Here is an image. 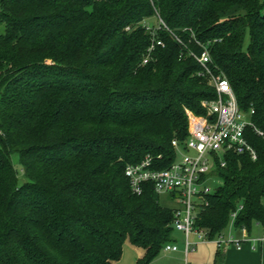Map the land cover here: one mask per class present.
Masks as SVG:
<instances>
[{"label":"trees","instance_id":"1","mask_svg":"<svg viewBox=\"0 0 264 264\" xmlns=\"http://www.w3.org/2000/svg\"><path fill=\"white\" fill-rule=\"evenodd\" d=\"M156 16L167 28L148 31ZM203 46L262 131L247 132L255 159L216 160L194 221L213 239L233 212L234 229L264 226V4L0 0V264H119L125 245L149 264L174 241V207L150 184L133 193L124 167H167L188 112L206 113L216 93L189 55Z\"/></svg>","mask_w":264,"mask_h":264},{"label":"built area","instance_id":"2","mask_svg":"<svg viewBox=\"0 0 264 264\" xmlns=\"http://www.w3.org/2000/svg\"><path fill=\"white\" fill-rule=\"evenodd\" d=\"M155 18L157 20L155 27L150 26L148 22L144 23L148 31L152 32L156 27L167 28L159 16ZM155 43L162 44L158 39ZM152 48L153 45L148 48V53ZM202 48L199 54L189 52V55L200 65L197 75L205 78L216 93L213 99L202 101L206 113L195 115L188 112L187 136L182 143L175 138L172 139L175 158L167 167L157 168L149 155L137 163H128L124 167V174L129 180L133 193L140 194L144 185L150 184L157 194L168 193L170 197L179 198L178 205L173 208L172 227L184 234L185 253L193 250L198 242L212 240L208 238L205 230L195 228L194 221L205 204V194L213 191L205 182L209 175H214L216 162L224 166L226 153H246L255 159L257 154L248 140L247 132L248 129H252L257 134H262L250 119L254 110L243 112L240 109L228 79L221 72L213 70L208 49L205 46ZM147 61L148 55L143 58V63ZM235 215L236 212L231 213L229 223L231 228ZM240 230L243 238H236L231 234L226 238L221 232L214 240L218 247L220 244L223 246L230 243L240 248L244 238H248V230L244 226L240 227ZM190 234L196 236V241L189 239ZM249 240L254 242L253 239ZM176 249V243L167 242L162 251L169 252Z\"/></svg>","mask_w":264,"mask_h":264},{"label":"rangeland","instance_id":"3","mask_svg":"<svg viewBox=\"0 0 264 264\" xmlns=\"http://www.w3.org/2000/svg\"><path fill=\"white\" fill-rule=\"evenodd\" d=\"M264 4V0H260ZM150 26L155 27L157 20L155 17L147 19ZM248 43V35H245L243 41V48ZM13 163L17 169L19 164L17 162L16 154L12 155ZM212 190L221 184V180L214 175H209L206 182ZM158 201L162 206L173 208L178 205V197H170L168 193H160L158 195ZM223 235L227 238L229 234L238 238L242 237L240 229L234 230L230 224L222 231ZM171 236L173 242L176 243L178 249L175 251L164 252L161 251L149 264H212L214 260V253L218 244L215 242L216 236L212 240L200 242L194 245V249L185 253L184 251V234L176 229H173ZM196 236L190 234V240H193ZM248 238L242 242L241 249H236L233 244H223L226 248V260L227 264H264V226L253 222ZM222 244H220V247ZM135 250L129 245H125L123 249L122 257L119 264H131L135 260Z\"/></svg>","mask_w":264,"mask_h":264},{"label":"crops","instance_id":"4","mask_svg":"<svg viewBox=\"0 0 264 264\" xmlns=\"http://www.w3.org/2000/svg\"><path fill=\"white\" fill-rule=\"evenodd\" d=\"M233 229H234V228H233ZM234 230L237 231V229H234ZM247 234L249 235V231H247ZM231 235H233V234H231ZM234 237H235V236H234ZM236 238H238V237H236ZM193 241H196V237L193 239ZM184 242H185V241H184ZM242 242H243V241H242ZM198 243H200V242H198ZM198 243H196L195 245H197ZM184 245H185V244H184ZM233 245H234V244H233ZM241 245H242V243H241ZM241 245H240V248H237L235 245H234V246H235L236 249L239 250V249H241ZM224 246H225V245H223V246H221V247H217L216 250H215V252H216L217 250L220 251V254H221V261H220V264H227V263H226V262H227V260H226V256H227V255H226V248H224ZM177 249H178V247H177ZM177 249H176V250H177ZM174 251H175V250H174ZM214 255H215V253H214ZM135 258H136V253H135ZM134 261H135V260H134ZM134 261H133V262H134ZM133 262H132V263H133ZM132 263H131V264H132ZM212 263H213V262H212Z\"/></svg>","mask_w":264,"mask_h":264}]
</instances>
